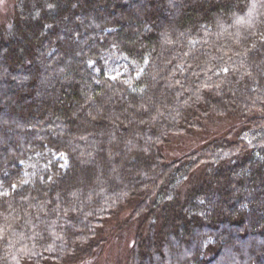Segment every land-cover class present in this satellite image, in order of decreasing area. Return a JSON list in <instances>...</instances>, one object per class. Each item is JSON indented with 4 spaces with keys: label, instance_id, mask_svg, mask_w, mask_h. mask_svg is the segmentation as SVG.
<instances>
[{
    "label": "trees",
    "instance_id": "obj_1",
    "mask_svg": "<svg viewBox=\"0 0 264 264\" xmlns=\"http://www.w3.org/2000/svg\"><path fill=\"white\" fill-rule=\"evenodd\" d=\"M7 3L0 264H264V0Z\"/></svg>",
    "mask_w": 264,
    "mask_h": 264
},
{
    "label": "rangeland",
    "instance_id": "obj_2",
    "mask_svg": "<svg viewBox=\"0 0 264 264\" xmlns=\"http://www.w3.org/2000/svg\"><path fill=\"white\" fill-rule=\"evenodd\" d=\"M7 5H8L7 0H0V18L2 17L4 10L7 8ZM106 63H107L109 75H111L112 77L120 73H123L127 69L128 64H129V68L131 65L135 67V65L132 62L129 63L124 56H115L113 54L109 55V57L106 60ZM142 69L143 68H140V71ZM201 144L203 143H201L200 137H191V138L186 137L184 139H181L179 142H177L176 145L172 146V148H170V151L172 152L173 156L177 154V156L180 157L186 154L188 151H191L194 148L199 147ZM36 172L37 171L35 169V166L32 164L28 165L27 163V174L29 173L28 175L32 177L37 174ZM132 240L133 238L124 236L122 237V240L120 238L118 242L114 241L112 243L111 241L105 246L103 252L100 254L99 261H102L107 264H117L116 262L122 256V253L125 251V248L127 246L131 247ZM118 256L119 258H117ZM120 260H122V257Z\"/></svg>",
    "mask_w": 264,
    "mask_h": 264
}]
</instances>
